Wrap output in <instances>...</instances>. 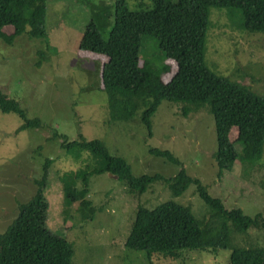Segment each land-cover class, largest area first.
<instances>
[{"label":"rangeland","instance_id":"1","mask_svg":"<svg viewBox=\"0 0 264 264\" xmlns=\"http://www.w3.org/2000/svg\"><path fill=\"white\" fill-rule=\"evenodd\" d=\"M115 1L45 0L43 39H29L25 34L10 44L0 39V91L18 104L28 121H38V127L29 128L16 115L0 112V234L15 217L16 204L34 195L32 181L42 176L45 167L46 226L70 244L71 264H149L144 253L123 247L138 204L152 209L170 200L187 206L203 227L208 214L194 185L175 198L161 182L139 196L129 195L123 182L105 173L89 177L86 198L95 212L90 221L79 218V223L77 205L65 203L61 186L72 182L68 173L83 168L88 154L75 146L74 152L60 148L58 135L74 145L100 141L110 155L124 160L134 176L170 177L183 169L226 208L264 218V142L261 158L248 175L235 163L228 175L218 178L212 158L213 120L206 108L195 111L191 107L184 116L182 104L161 101L150 117L149 128L141 124L138 113L129 120L111 119L106 96L100 90L99 69L105 59L80 53L77 44L90 20L101 38H107ZM124 1L130 11L138 10L139 5L143 9L149 6V0ZM202 60L209 72L264 96V34L244 30L239 10H207ZM138 65L163 84L176 70L174 62L158 52L152 37L141 40ZM232 138L230 131L228 139ZM150 148L168 151L178 165L150 155ZM46 159L51 164L46 165ZM75 186L80 183L75 181ZM233 237L241 247L264 252V229H250ZM228 255L220 249L189 251L176 260L151 256L150 264H228Z\"/></svg>","mask_w":264,"mask_h":264},{"label":"trees","instance_id":"2","mask_svg":"<svg viewBox=\"0 0 264 264\" xmlns=\"http://www.w3.org/2000/svg\"><path fill=\"white\" fill-rule=\"evenodd\" d=\"M209 8L239 10L244 30L264 34V0H149V6L143 9L139 5L136 11H130L124 0H117L113 4L107 38H101L90 20L77 49L82 54L105 59L99 69V80L111 119L129 120L138 113L141 124L149 128L150 117L161 101L182 104L184 116L191 107L195 111L206 108L213 120L215 151L212 158L217 177L228 175L235 163L239 164L243 175H248L263 153L264 96L216 76L203 65ZM45 12V0H0V39L5 44L21 34L29 39H43ZM144 37L154 38L158 52L175 64V73L164 84L149 69L138 65L139 46ZM0 112L16 115L25 127H38L37 120L28 121L18 104L1 91ZM230 131L232 141L228 139ZM147 134L150 135V131ZM58 137L62 140L60 148L74 152L75 146L88 154L83 168L68 173L72 175V182L61 186L65 203L77 205L78 222L79 218L86 222L94 216L95 208L86 198L91 175L108 173L123 182L129 195L138 196L157 182L166 187L171 198L194 185L198 198L207 208L208 222L204 227L187 206L170 200L152 209L138 204L123 247L144 253L149 264L151 256L176 260L189 251L219 249L229 252L228 264H264L262 249L241 247L233 242L235 233L243 235L250 229H264V218L260 214L250 217L237 208H226L183 169L170 177L134 176L124 160L110 155L100 141L88 140L74 145L66 142L64 136ZM147 151L178 165L166 150L150 148ZM45 164L51 161L46 159ZM46 174L43 167L42 176L32 181L36 187L34 195L16 204L15 217L0 234V264H71L70 244L46 226L47 201L43 196ZM75 181L80 187L75 186Z\"/></svg>","mask_w":264,"mask_h":264}]
</instances>
